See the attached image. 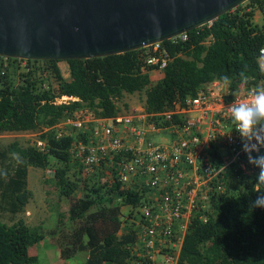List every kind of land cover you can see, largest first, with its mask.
I'll list each match as a JSON object with an SVG mask.
<instances>
[{
  "label": "trees",
  "instance_id": "obj_1",
  "mask_svg": "<svg viewBox=\"0 0 264 264\" xmlns=\"http://www.w3.org/2000/svg\"><path fill=\"white\" fill-rule=\"evenodd\" d=\"M243 4L217 16L210 25L187 31L185 41H163L170 59L154 80L139 72V49L63 60L65 75L60 61L27 59L16 80L6 62L20 59L0 56V132H37L36 140L43 144L42 149L33 142L7 146L13 166L0 197L7 201L9 212H22L30 196L27 166L44 169L55 163L44 191L66 206L65 219L58 213V226L50 231L59 257L68 260L81 251L86 254L82 264H125L132 227L126 221L122 224L121 208L135 205L139 194L121 187L112 169L109 177L100 166L86 174L70 153L73 142L84 140L85 133L73 130L57 136L55 125L83 108L96 118L114 116L123 93L142 91L143 112L156 125L165 126L179 121L178 116L166 121L149 114L170 109L175 101L183 105L184 99L212 79L224 83L223 77L228 76L230 82L224 84L230 95L264 88V71L257 62L264 43V0ZM253 10L261 13L260 24L253 22ZM63 96L70 99L57 102ZM6 157L0 151L4 171L9 169L3 163ZM73 163L80 168L70 179L67 173ZM260 194H264V184L255 179L227 180L224 192L209 201L208 219L191 218L177 264H264V208L251 206ZM41 239L38 227L30 228L20 218L11 224L0 220V264H38L29 248Z\"/></svg>",
  "mask_w": 264,
  "mask_h": 264
},
{
  "label": "built area",
  "instance_id": "obj_2",
  "mask_svg": "<svg viewBox=\"0 0 264 264\" xmlns=\"http://www.w3.org/2000/svg\"><path fill=\"white\" fill-rule=\"evenodd\" d=\"M186 39L183 31L164 41L175 44ZM162 42L139 48L140 73L161 70L169 61ZM257 62L264 71V43L258 49ZM253 90L230 95L224 83L212 79L184 99L183 105L175 101L172 108L149 114L166 121L178 116L179 121L165 126L156 125L143 110L96 118L85 108L55 125L57 136L69 132L67 128L85 133L84 140L73 142L70 153L86 174L100 166L109 177L112 169L121 187L139 194L135 205L121 210L122 224L126 221L132 227L125 264H177L191 218L208 219L209 201L224 192L227 180H257L259 169L242 150L230 113V106L250 100ZM68 99L63 96L57 102ZM158 132L166 136L151 140ZM33 143L42 149L41 141Z\"/></svg>",
  "mask_w": 264,
  "mask_h": 264
},
{
  "label": "water",
  "instance_id": "obj_3",
  "mask_svg": "<svg viewBox=\"0 0 264 264\" xmlns=\"http://www.w3.org/2000/svg\"><path fill=\"white\" fill-rule=\"evenodd\" d=\"M246 0H0V56L119 54L195 29Z\"/></svg>",
  "mask_w": 264,
  "mask_h": 264
},
{
  "label": "rangeland",
  "instance_id": "obj_4",
  "mask_svg": "<svg viewBox=\"0 0 264 264\" xmlns=\"http://www.w3.org/2000/svg\"><path fill=\"white\" fill-rule=\"evenodd\" d=\"M241 6H244V4L242 3ZM261 18V13L257 11L255 12L254 17H252V20L254 23L260 24L262 20ZM6 63L11 76L16 80V73L23 69L22 66H24L25 60L20 59L19 61L16 60L13 62L8 60ZM58 65L65 75L66 68L64 64L60 61L58 62ZM151 80H154L152 76ZM143 100L144 93L142 91L131 94L123 93L121 98L117 100L116 105L120 114H130L132 112H140L143 110ZM66 130L73 132L70 128H67ZM161 135L163 137L166 136V134L158 132L155 135L150 136V139H158ZM36 136L37 132L29 131L0 132V151H4L7 156L3 163H8L10 165H8L9 169L4 171L0 164V191L7 180V176L12 173V153H7V146L12 142H17L19 146L32 144V142L36 140ZM50 161L53 160L50 159ZM53 164L55 165V163L51 162L50 166L44 169L27 166L26 188L30 191V196L23 206L22 212L10 213L7 201L5 198L0 197V220L6 224H11L20 218L28 227H38V231L42 234V239L29 248L31 253L34 252L38 264H82L86 255L84 252L79 251L72 258L64 260L59 257L58 248L55 243L52 242L50 231L58 226L57 214L61 213V216L64 215V218L62 219L64 220L66 211L64 202H57L53 197L54 195L49 196L44 191V183L51 179ZM78 168H80L78 164L73 163L70 165L67 173L70 179L75 178ZM121 210H124V207H122Z\"/></svg>",
  "mask_w": 264,
  "mask_h": 264
},
{
  "label": "clouds",
  "instance_id": "obj_5",
  "mask_svg": "<svg viewBox=\"0 0 264 264\" xmlns=\"http://www.w3.org/2000/svg\"><path fill=\"white\" fill-rule=\"evenodd\" d=\"M223 81L228 84L229 77L224 76ZM230 113L241 138L242 150L249 163L259 169L257 183L264 184V152L261 151L264 149V88L253 90L250 100L233 103ZM251 206L264 208V194L258 195Z\"/></svg>",
  "mask_w": 264,
  "mask_h": 264
},
{
  "label": "crops",
  "instance_id": "obj_6",
  "mask_svg": "<svg viewBox=\"0 0 264 264\" xmlns=\"http://www.w3.org/2000/svg\"><path fill=\"white\" fill-rule=\"evenodd\" d=\"M258 10H253V15L252 17H254V14L255 12H257ZM259 12V11H258ZM260 13V12H259ZM149 78L151 79V76L154 78V79H157L161 76V70H158V69H151L147 72Z\"/></svg>",
  "mask_w": 264,
  "mask_h": 264
}]
</instances>
